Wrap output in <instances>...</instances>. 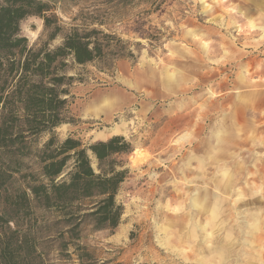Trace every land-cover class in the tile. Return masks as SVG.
Instances as JSON below:
<instances>
[{
	"label": "rangeland",
	"instance_id": "1",
	"mask_svg": "<svg viewBox=\"0 0 264 264\" xmlns=\"http://www.w3.org/2000/svg\"><path fill=\"white\" fill-rule=\"evenodd\" d=\"M43 2L49 23L19 18L18 45L0 64V241L19 242L29 226L30 264H207L224 245L226 264H264V0ZM85 24L133 57L84 65L57 57L43 76L26 69ZM26 77L55 92L37 124L26 117L38 107L17 93ZM113 136L130 152L100 163L85 154L97 175L119 178L114 223L80 219L88 201L74 209V234L58 208L34 202L24 217L16 196L24 189L34 198L30 185L50 183L49 156L61 161L57 181L88 145ZM164 230L195 235L192 256L162 247Z\"/></svg>",
	"mask_w": 264,
	"mask_h": 264
},
{
	"label": "trees",
	"instance_id": "2",
	"mask_svg": "<svg viewBox=\"0 0 264 264\" xmlns=\"http://www.w3.org/2000/svg\"><path fill=\"white\" fill-rule=\"evenodd\" d=\"M3 1L6 2L7 6L0 7V64L5 53L10 52L16 45H18L16 43L17 40L12 37V25L15 24L19 18L30 14L38 15L44 19L46 24L49 23V18L44 16V11L48 10L49 5L43 2V0ZM85 25L86 26L83 28L76 26L71 27L64 35L63 41L59 47L45 56L44 59L37 60L31 58V60L27 61L25 66L26 69H29V71H37L40 76H43L48 73V66L51 61L57 57L61 59L70 58L73 63L79 65L95 61L107 62L109 59L117 56L133 57L131 50L122 51L117 48L116 44H112L111 41L115 39L114 35L105 33L96 28L89 29V24ZM117 41L119 42L121 40L118 39ZM99 69L106 68L99 67ZM47 90L48 93H45ZM61 92L64 93V90ZM17 93L19 97L22 98V101L26 103V106L31 107V105H36L38 107L37 111H34L26 117L28 123L34 124L42 121L43 117L46 115V107L47 105H51L50 101H52V95L55 94L53 90H49L44 84H41V81L31 83L29 78L23 81L22 85L18 88ZM43 105H46V107ZM52 112L55 113L53 110ZM5 141L10 142V138L6 133ZM70 142H72V140L68 139L62 144L67 145ZM9 150L11 151L12 149L9 148ZM130 150V144L121 136H113L105 141H98L90 144L84 150V156L82 155V158H79V155L77 154V160L73 171L57 181L55 180L61 172V161H53L52 157L49 156V159L43 168L45 169V175L49 178L50 183L44 185L40 182H36L33 185H30V194H32L34 198H28L26 191L21 189L19 196H16V199L19 200L17 201V205H21L22 213L26 219H29L28 215L31 212L29 206H32L34 202L39 203L46 208H58L62 210L63 212L61 213L64 221H67L69 225H71L68 227L69 234H74L76 231L75 225L77 223L75 221L76 212L74 209L77 205L79 210L82 201H88L91 208L89 211L79 214L80 219L94 217V221L98 225H103L105 222L114 223L115 220H117L118 212L111 202L119 178L116 175L111 177L97 175L91 168L89 159L85 153L88 151L97 162L100 163L108 160L112 155L127 153L130 152ZM81 154L82 153H80V155ZM6 178L7 176L5 175V181ZM2 183L3 181L0 178V186L3 185ZM95 194L101 195V198L93 202L90 201V198ZM7 202L9 203L8 197ZM73 202H76V204L74 205ZM11 212L12 210H5V220ZM3 219L4 214H1L0 223L3 222ZM40 228L46 229L47 226H41ZM59 235H61L60 238H62V233ZM12 236L13 235L11 234V237L5 238V241H0V258H5V264H30L29 257L32 256L33 243L29 226H26L24 232L21 233V238L18 240L19 242H17V240H15L16 238ZM19 251L22 260L17 263L15 256ZM24 257H26V259H23ZM36 264L43 263L39 261Z\"/></svg>",
	"mask_w": 264,
	"mask_h": 264
},
{
	"label": "bare ground",
	"instance_id": "3",
	"mask_svg": "<svg viewBox=\"0 0 264 264\" xmlns=\"http://www.w3.org/2000/svg\"><path fill=\"white\" fill-rule=\"evenodd\" d=\"M105 98V97H104ZM171 233V234H170ZM161 236V235H160ZM162 236L164 237L163 239L159 240L160 245L164 248L167 249H172L174 251H176L177 253L185 256V257H189L192 256L193 253V248H194V244L191 243V237L195 238V235H188L184 230H180L179 232H168L167 230H164V234H162ZM188 239V241H187ZM190 242V244L188 243ZM192 244V245H191ZM189 247V250L187 251L186 248L184 247ZM208 252H211L210 249H205ZM221 251L218 252L217 256V262L213 263L212 261L210 263L207 262V264H226V261H224L226 259V254L229 252L228 248L226 247V245L221 246ZM198 264H206V262L204 261L203 257H201L200 259H198Z\"/></svg>",
	"mask_w": 264,
	"mask_h": 264
}]
</instances>
